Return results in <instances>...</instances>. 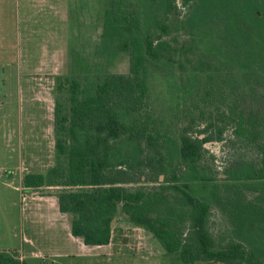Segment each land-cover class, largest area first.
<instances>
[{
	"label": "trees",
	"instance_id": "1",
	"mask_svg": "<svg viewBox=\"0 0 264 264\" xmlns=\"http://www.w3.org/2000/svg\"><path fill=\"white\" fill-rule=\"evenodd\" d=\"M102 28L128 72L57 78L55 165L22 191L56 189L86 246L110 243L120 211L182 264H264V0H111ZM159 79L178 87L173 106ZM210 143L240 160L217 173ZM191 172L206 195L187 190ZM15 254L0 264H29Z\"/></svg>",
	"mask_w": 264,
	"mask_h": 264
},
{
	"label": "rangeland",
	"instance_id": "2",
	"mask_svg": "<svg viewBox=\"0 0 264 264\" xmlns=\"http://www.w3.org/2000/svg\"><path fill=\"white\" fill-rule=\"evenodd\" d=\"M110 1L0 0V252L16 253L29 264H95L92 255H100L98 264H182L167 255L157 239L133 227L120 211L112 224L118 248L114 244L82 251L65 235L54 238L45 223H31L30 194L20 190L17 180L7 177L11 172L14 178L17 175L21 155L23 175H45L55 165L57 78L87 76L90 83L94 75L128 72L127 54L119 50L115 40L102 38L104 13ZM157 82L155 93L160 102L173 106L178 87L168 79ZM206 148L216 158L217 173L234 167L241 158L223 144L210 143ZM4 149L10 151L9 158L2 153ZM205 163L211 167L207 159ZM143 184L147 188L155 186ZM186 188L195 197L208 193V186L196 172L189 173ZM34 192L35 196H46L57 190L41 188ZM47 209L45 204L40 207L41 212ZM213 214L215 234L226 232L220 215L216 211ZM121 236L126 241L120 243ZM51 250L72 253L76 258H56Z\"/></svg>",
	"mask_w": 264,
	"mask_h": 264
},
{
	"label": "crops",
	"instance_id": "3",
	"mask_svg": "<svg viewBox=\"0 0 264 264\" xmlns=\"http://www.w3.org/2000/svg\"><path fill=\"white\" fill-rule=\"evenodd\" d=\"M37 101V100H35ZM2 153L6 154V157L9 158L10 156V151L8 150H3ZM23 155H21L20 157V163L21 166H19V171L17 173V175L14 178V175L12 174V172L10 173V175H8L7 177L10 178V181L13 180H17L20 184V190H22V179H23ZM5 169V168H2ZM14 178V179H13ZM8 186V184H6ZM11 185V184H9ZM15 189L18 190V188L16 187ZM26 194H30L27 195L28 196V215L29 218L32 220L31 223H35L38 224L39 222H43L46 224L47 229H49L52 232V235L54 238H60L62 235L67 238V241L70 244H76L79 249H81L82 251H89V250H93L96 251L98 249H100L101 247H105V246H110L112 245L114 247H119L117 243V240L115 241L114 239V234H113V225H112V232H111V240L110 243L108 245L105 246H98V247H91V246H86L82 243V241L78 238H74L71 233H70V217L66 214H62L59 212L58 209V204H57V198L55 196L54 193L46 195V196H35V192H31V193H26ZM44 204L47 206V212H41L40 207L43 206ZM126 229L122 230V233L125 234ZM132 231V230H131ZM135 231V230H134ZM121 232V230H120ZM133 233V232H132ZM120 243L126 241L124 239V236H121L120 238ZM119 243V242H118ZM116 248V249H117ZM95 249V250H94ZM31 250H33L31 248ZM20 252V251H19ZM22 252V251H21ZM49 253H52V256L56 257V258H60V257H67V258H76V255H73L72 253H65V254H60L58 253L56 250H51L49 251ZM21 258H25L23 253ZM103 256V255H101ZM90 258H93L94 263L98 264V258H100V255H92Z\"/></svg>",
	"mask_w": 264,
	"mask_h": 264
}]
</instances>
